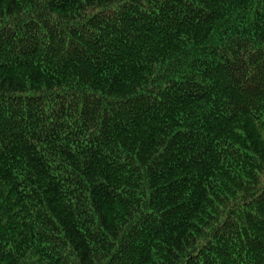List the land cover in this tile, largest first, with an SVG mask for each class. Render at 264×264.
<instances>
[{
    "label": "trees",
    "instance_id": "obj_1",
    "mask_svg": "<svg viewBox=\"0 0 264 264\" xmlns=\"http://www.w3.org/2000/svg\"><path fill=\"white\" fill-rule=\"evenodd\" d=\"M0 264H264V0H0Z\"/></svg>",
    "mask_w": 264,
    "mask_h": 264
}]
</instances>
